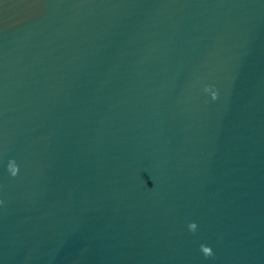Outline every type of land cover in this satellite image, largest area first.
Masks as SVG:
<instances>
[{"label": "water", "instance_id": "95a60500", "mask_svg": "<svg viewBox=\"0 0 264 264\" xmlns=\"http://www.w3.org/2000/svg\"><path fill=\"white\" fill-rule=\"evenodd\" d=\"M0 264H264V0H0Z\"/></svg>", "mask_w": 264, "mask_h": 264}]
</instances>
